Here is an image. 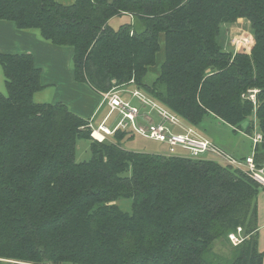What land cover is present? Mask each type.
Here are the masks:
<instances>
[{"label": "trees", "instance_id": "16d2710c", "mask_svg": "<svg viewBox=\"0 0 264 264\" xmlns=\"http://www.w3.org/2000/svg\"><path fill=\"white\" fill-rule=\"evenodd\" d=\"M131 15L115 29L113 18ZM246 19L252 50H225L223 24ZM0 20L74 48L78 82L96 92L137 90L196 127L207 114L242 129L256 115L264 167V0H0ZM165 60L152 84L144 79ZM0 258L31 264H264L258 197L264 185L220 160L129 150L133 130L104 141L61 102L37 103L30 53L0 54ZM134 82L131 83V81ZM257 90L255 99L250 91ZM255 129L252 124L246 131ZM93 157L77 162V140ZM133 199L132 213L116 202ZM242 228L241 242L230 234ZM231 244L229 259L214 252Z\"/></svg>", "mask_w": 264, "mask_h": 264}, {"label": "crops", "instance_id": "0c3cea01", "mask_svg": "<svg viewBox=\"0 0 264 264\" xmlns=\"http://www.w3.org/2000/svg\"><path fill=\"white\" fill-rule=\"evenodd\" d=\"M57 1L64 5H71L75 3L76 0ZM122 15L126 17L131 16L125 13ZM243 22L246 23L247 26H250L246 19H240L237 22L230 24V27L235 25L238 27ZM163 46L165 51V40L164 37H161V51L159 54L162 53ZM4 53H30L33 55L35 66L41 70V83L44 86V88L38 91V93L47 90L49 91V99L47 101L40 100L42 101L41 103H64L74 113L86 119H91L94 125H99L105 119L109 112V107L107 102L104 101L102 94L93 90L88 84L78 82L75 78L73 64L75 51L73 47L53 44L46 40L37 29L23 30L19 29L13 21L0 20V54ZM164 60L165 57L161 59L162 63ZM162 63L160 64V68ZM151 68L156 69L157 72L155 71L156 76L155 78H151V80H148L149 76L147 74L144 79L147 84H152L161 72V69L159 70L157 65ZM151 68L149 69V72ZM35 98L36 94L34 96V99ZM112 123L114 122H111V124ZM258 208L259 249L264 252V191H261L259 194ZM0 264L28 263L0 258Z\"/></svg>", "mask_w": 264, "mask_h": 264}, {"label": "built area", "instance_id": "2783aa9c", "mask_svg": "<svg viewBox=\"0 0 264 264\" xmlns=\"http://www.w3.org/2000/svg\"><path fill=\"white\" fill-rule=\"evenodd\" d=\"M246 41H248L246 38L243 39L242 48L248 47ZM126 87L128 86L117 87L109 92H101L104 101L108 104L109 112L97 127L91 121V135L94 139L104 141L119 129H131L138 135L166 143L170 155L176 154L179 148L184 149L194 158H200L206 152L214 153L223 158L225 163L238 168H245L254 179L264 185V167L256 165L254 154L243 160L225 155L223 151L200 135L193 127L185 126V123L177 115L163 105L140 90L128 91ZM256 93L257 90H252V99H255ZM126 94L130 95V99L125 97ZM115 114L117 119L113 121L114 123L109 124V120ZM177 128L181 131H176ZM261 140L262 135L258 134L255 143ZM241 232L242 228H239L238 233L230 234V239L234 244L241 242Z\"/></svg>", "mask_w": 264, "mask_h": 264}, {"label": "rangeland", "instance_id": "374dc122", "mask_svg": "<svg viewBox=\"0 0 264 264\" xmlns=\"http://www.w3.org/2000/svg\"><path fill=\"white\" fill-rule=\"evenodd\" d=\"M132 23L131 17H126L124 15L115 17L111 25L113 28L118 29L120 26ZM230 24H223L221 29V34L219 36V42L223 45L225 50H235L236 52H247L249 53L254 44V34L251 27L246 23L240 24L238 27L237 25L230 27ZM236 27V28H235ZM247 39L246 43H248V47H243V39ZM165 57L164 46L162 53H158V63L156 64L158 69L160 70V64L162 63L161 59ZM156 69L150 70L148 73V80L151 78H155ZM147 76V75H146ZM134 81H131V83ZM128 91H133L136 88L132 85L126 87ZM49 91H44L42 93H36V98L34 99L35 102L41 103L42 101H47L49 99ZM7 95V88H6V79L3 73L2 65L0 64V95ZM252 91H250V96ZM127 99H130V95L126 94L125 96ZM256 97V95H255ZM42 100V101H40ZM117 119V115L115 114L109 123L113 122ZM183 122V121H182ZM254 124L255 129H252V133L248 134L247 129ZM187 126V125H185ZM242 129H235V127L227 124L223 120L219 119L213 114H207L201 124L196 127H193L200 135L210 140L216 147H218L221 151L224 152L225 155L232 156L238 160H243L242 158H246L254 154L255 146V139L257 138L258 134H260V129L258 126V122L256 119V115H252L243 123L241 124ZM97 127V125H95ZM176 131H181V129H175ZM123 146L129 150L134 151H142V152H150V153H159V154H168L169 149L166 143L158 142L155 140H151L141 135H135L132 137H127L123 141ZM180 149V148H179ZM177 152H181L180 150ZM93 157L92 152V143L88 139L79 138L77 140V149L75 153V158L77 162H85L91 160ZM203 158L208 157L220 161H224L223 158L220 156L206 152L202 155ZM242 170L246 171L245 168ZM119 207L126 212L132 213L133 211V199L132 198H121L116 202ZM214 252L220 254V258L229 259L231 255V244L228 243H217L214 247ZM15 261V260H14ZM21 262V261H17ZM27 263V262H23ZM31 264V263H28Z\"/></svg>", "mask_w": 264, "mask_h": 264}, {"label": "bare ground", "instance_id": "6f19581e", "mask_svg": "<svg viewBox=\"0 0 264 264\" xmlns=\"http://www.w3.org/2000/svg\"><path fill=\"white\" fill-rule=\"evenodd\" d=\"M102 136V135H101Z\"/></svg>", "mask_w": 264, "mask_h": 264}]
</instances>
